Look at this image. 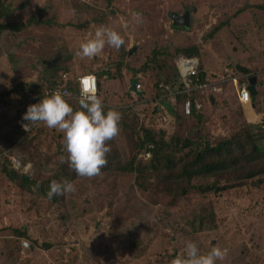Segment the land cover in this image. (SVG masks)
Wrapping results in <instances>:
<instances>
[{
  "label": "rangeland",
  "instance_id": "rangeland-1",
  "mask_svg": "<svg viewBox=\"0 0 264 264\" xmlns=\"http://www.w3.org/2000/svg\"><path fill=\"white\" fill-rule=\"evenodd\" d=\"M0 2L5 8L0 24L22 28L1 34L0 92L19 81L36 82L51 75L44 62L59 58L53 67L61 65V72L71 79L108 71L111 78L104 81L103 77L99 97L105 107L118 112L136 109L129 89L131 80L137 79L145 95L135 110L139 123L164 132L167 138L194 134L214 142L230 137L243 123L264 125L262 82L251 109H240L232 87L224 85L218 103L206 105L201 121L179 115L180 119L171 116L169 124L160 125L163 109L154 113V103L162 108L154 84L176 78L174 61L181 54L177 50L198 46L208 77L226 66L242 65L251 76L263 79L264 9L257 6L264 0ZM133 12L140 17L134 18ZM187 12L190 27L175 26L173 15ZM225 22L213 38L204 40ZM100 25L119 32L125 44L119 49L106 45L93 58L76 55L82 39ZM7 103L0 104V151L8 148V136L16 126L22 127L20 120L26 123L22 117L15 118L19 106ZM168 104L175 105L174 101L163 105ZM55 132L38 146L27 143L15 154L40 181L66 163L60 160L65 150L63 133ZM113 140L123 145L119 134ZM4 165L0 158V264H169L189 240L204 253L212 247L227 248L225 258L216 264H264V186L193 193L169 207L168 198L154 188L140 189L135 174L111 170L75 180L76 191L50 205L36 191L22 190L10 181L1 171ZM205 214L211 215V223L201 221ZM22 232L27 236L19 235ZM24 241L30 244L28 249L22 247Z\"/></svg>",
  "mask_w": 264,
  "mask_h": 264
},
{
  "label": "trees",
  "instance_id": "trees-1",
  "mask_svg": "<svg viewBox=\"0 0 264 264\" xmlns=\"http://www.w3.org/2000/svg\"><path fill=\"white\" fill-rule=\"evenodd\" d=\"M113 1L117 0H109V2ZM257 8L264 9V4L257 6ZM3 10L5 11L4 5L0 2V14ZM227 24L228 22L221 23L210 34L204 37V40L213 38ZM6 30L20 32L22 28L0 24V37ZM199 49L198 46H191L177 50V52L200 58ZM44 54H47V52H44ZM201 67L200 79L205 74L207 75L205 70H203V66ZM49 68L52 69V74L49 76L43 75L36 82L19 81L16 85L0 92V104L8 106V100L9 103L13 101V104L19 106L17 110L18 114L16 113L17 116L15 118L23 117L27 107L30 104L38 103L46 95V90H51L56 85L65 84L63 76H69V74L66 71L61 72V65ZM85 74L96 75L99 82L98 96L102 90L103 77L104 81H106V77L111 78L108 71ZM239 76L242 79L249 80L247 76L242 74H239ZM254 77L257 78L256 87L262 84L260 87H262L264 94V78L259 80L258 76L254 75ZM177 82L178 75L176 74V78L170 81V83H161L173 86ZM260 82L262 83L260 84ZM66 83V86H70L72 90L75 89L74 79L69 78ZM159 85L160 82L158 81L154 84L157 95L156 99H159L161 95ZM142 94H140L139 102L143 101L145 97L143 91ZM214 99L215 104L212 105L211 103V107L216 106L218 103V97ZM67 102L74 110L79 107L78 100ZM180 102V99H177L173 107L169 104L166 105L168 107L163 105L165 111L170 116L180 119ZM237 102L239 103V108L243 109V105L239 101ZM162 103H166V100ZM135 104L140 106L137 102ZM137 106L136 111H138ZM109 109L111 108L104 107L105 113ZM135 110L129 107L128 109L122 108L119 111L122 117L119 122V135L123 137V145H117L115 140L108 142L111 151L106 155L107 164L101 169V173L113 170L135 174V182L140 189L150 190V188H154L157 194L165 195L168 198L167 206L169 207L193 193L218 194L248 184L256 188L264 186V125L243 123L230 137H223L214 142L205 137H197L194 134L186 137L173 134L170 138H167L164 132L148 124H140ZM155 112L158 115L160 111L154 105ZM238 116H242L240 111L238 112ZM195 117L198 118V121H201V114L191 118ZM135 120L137 122H134ZM26 123L28 122L26 121ZM50 132L53 135L57 134L55 129H50L43 123H39L38 126H30V131H23L21 126H16L11 135L9 134L8 136L9 146L6 149L15 146L13 153L17 154L27 143L36 142V146H38L42 139L48 137ZM58 135L61 137L60 134ZM16 142H18L17 145L15 144ZM126 152L128 156L125 155ZM146 153L151 155L148 159L143 157ZM62 155L67 156L65 150ZM1 171L20 189L28 192L36 191L50 205L60 203L65 199L66 195H57L48 199L47 192L52 180H68L73 183L75 180L83 178L77 176L75 171L70 169L67 162L60 165L56 174L49 175L41 181L39 177H33L29 172L20 173L10 169L7 165H4ZM205 215L201 221L211 223V215ZM19 235L26 237L27 233L22 232ZM21 249L23 250V248Z\"/></svg>",
  "mask_w": 264,
  "mask_h": 264
},
{
  "label": "clouds",
  "instance_id": "clouds-1",
  "mask_svg": "<svg viewBox=\"0 0 264 264\" xmlns=\"http://www.w3.org/2000/svg\"><path fill=\"white\" fill-rule=\"evenodd\" d=\"M140 15L137 12L132 13L137 19ZM124 44L125 40L119 32L109 25H100L82 39L76 55L93 58L100 55L106 45L119 49ZM68 95L56 90L44 95L38 103L30 104L22 117L28 123L22 127L25 131H30V126L43 123L50 129L62 132L67 156H61V162H67L77 176L91 179L100 175L101 169L106 166V155L111 151L108 142L119 134L122 117L115 109H109L105 113L104 103L95 91L94 77L81 80L79 107L76 110L67 102ZM75 191V185L68 180H52L47 197L51 199L53 196ZM227 253V248L220 247H212L206 253L201 252L198 245L189 240L182 253L171 259L169 264H216Z\"/></svg>",
  "mask_w": 264,
  "mask_h": 264
},
{
  "label": "built area",
  "instance_id": "built-area-1",
  "mask_svg": "<svg viewBox=\"0 0 264 264\" xmlns=\"http://www.w3.org/2000/svg\"><path fill=\"white\" fill-rule=\"evenodd\" d=\"M174 65L178 74V82L173 86L170 84L166 85L161 83L159 85L161 95L159 99L156 100H160L161 102L165 100L166 102L174 101L175 103L177 99H180V117L191 118L195 115L201 114L205 110L206 105H211V98H216L223 94L224 85L232 87L237 99L245 109H247V107H254L252 95L249 91V80L242 79V77L239 76L240 73H238L235 68L226 66L223 68L221 73L213 74L212 77H208L205 74L204 77L200 79L201 62L198 57L180 54L175 59ZM214 76L216 78H214ZM262 76L264 78V70L262 71ZM85 77H94L95 91L98 95L99 82L96 75L94 74H82L77 76V78L74 79L75 89L73 90L70 86H66L69 76L64 75L63 79L65 84L56 85L53 89L46 90V94H51L53 91L59 90L62 93L66 92L69 94L66 97L67 101L78 100L80 96L81 80ZM129 93L138 104H142L139 102L140 94H142V86L139 81L135 85V90L132 91L129 89ZM154 105L158 107L156 103H154ZM161 107L162 108L160 109L158 107L159 111L163 109V112L160 114V125L167 123L169 124L171 116L165 111L163 103L161 104ZM20 121L21 122L19 124H25L22 123V120ZM21 129L25 131L23 127H21ZM15 144L17 145L18 142ZM14 147L0 152V158L6 162L10 169L20 173H26L29 169V166L24 165L21 160L13 153ZM150 148H152V146H150ZM150 156L151 155L149 153L143 155L145 159H148ZM22 247L24 249H28L30 244L24 241L22 243Z\"/></svg>",
  "mask_w": 264,
  "mask_h": 264
},
{
  "label": "water",
  "instance_id": "water-1",
  "mask_svg": "<svg viewBox=\"0 0 264 264\" xmlns=\"http://www.w3.org/2000/svg\"><path fill=\"white\" fill-rule=\"evenodd\" d=\"M173 22H174V25L175 26H183L185 28H189L190 25H191V19H190V14L187 12L185 15H177V14H174L173 15ZM59 58H55L51 61H45V65L49 66V67H53V65H56L58 63V60ZM231 67V66H229ZM236 71L244 76H248L249 77V91L252 95V102H253V106L255 104V101H256V97L257 95L259 94V92L257 91V78L254 77V76H251V72L248 68L242 66V65H237L235 67ZM138 82L137 79H132L131 80V85H130V90H135V85L136 83ZM211 103L212 105L215 104V99L214 98H211Z\"/></svg>",
  "mask_w": 264,
  "mask_h": 264
},
{
  "label": "crops",
  "instance_id": "crops-1",
  "mask_svg": "<svg viewBox=\"0 0 264 264\" xmlns=\"http://www.w3.org/2000/svg\"><path fill=\"white\" fill-rule=\"evenodd\" d=\"M233 94L236 95L234 91H233ZM170 106L173 107V104H170Z\"/></svg>",
  "mask_w": 264,
  "mask_h": 264
},
{
  "label": "bare ground",
  "instance_id": "bare-ground-1",
  "mask_svg": "<svg viewBox=\"0 0 264 264\" xmlns=\"http://www.w3.org/2000/svg\"><path fill=\"white\" fill-rule=\"evenodd\" d=\"M247 109H251V108L247 107Z\"/></svg>",
  "mask_w": 264,
  "mask_h": 264
}]
</instances>
